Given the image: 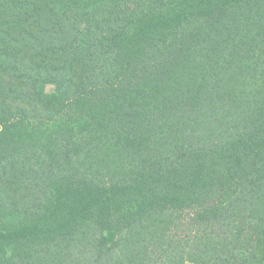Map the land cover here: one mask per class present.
Masks as SVG:
<instances>
[{"label":"trees","instance_id":"16d2710c","mask_svg":"<svg viewBox=\"0 0 264 264\" xmlns=\"http://www.w3.org/2000/svg\"><path fill=\"white\" fill-rule=\"evenodd\" d=\"M188 262L264 264V0H0V264Z\"/></svg>","mask_w":264,"mask_h":264},{"label":"rangeland","instance_id":"374dc122","mask_svg":"<svg viewBox=\"0 0 264 264\" xmlns=\"http://www.w3.org/2000/svg\"><path fill=\"white\" fill-rule=\"evenodd\" d=\"M39 92L42 98L47 100H53L56 96V87L52 84L41 83L39 85ZM187 264H198V263L188 262Z\"/></svg>","mask_w":264,"mask_h":264}]
</instances>
